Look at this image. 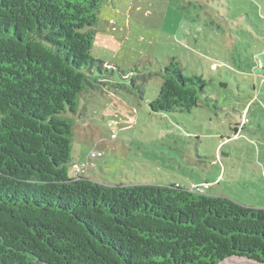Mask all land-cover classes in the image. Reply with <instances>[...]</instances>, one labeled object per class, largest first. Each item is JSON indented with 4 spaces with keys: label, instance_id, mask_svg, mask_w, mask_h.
<instances>
[{
    "label": "trees",
    "instance_id": "obj_1",
    "mask_svg": "<svg viewBox=\"0 0 264 264\" xmlns=\"http://www.w3.org/2000/svg\"><path fill=\"white\" fill-rule=\"evenodd\" d=\"M101 4L0 0V264H264V208L74 174L72 117L93 70H109L91 56ZM158 75L154 113L207 95L174 60Z\"/></svg>",
    "mask_w": 264,
    "mask_h": 264
},
{
    "label": "rangeland",
    "instance_id": "obj_2",
    "mask_svg": "<svg viewBox=\"0 0 264 264\" xmlns=\"http://www.w3.org/2000/svg\"><path fill=\"white\" fill-rule=\"evenodd\" d=\"M98 19L91 56L109 70H93L71 116L80 174L264 208V0H102ZM171 60L205 81L190 113L149 108ZM104 78L112 94L102 93Z\"/></svg>",
    "mask_w": 264,
    "mask_h": 264
},
{
    "label": "built area",
    "instance_id": "obj_3",
    "mask_svg": "<svg viewBox=\"0 0 264 264\" xmlns=\"http://www.w3.org/2000/svg\"><path fill=\"white\" fill-rule=\"evenodd\" d=\"M102 154L101 153H94L92 152L90 155H89V158H93L95 159L96 157H101ZM86 170V167L84 165H80V166H75L74 167V174L77 175V176H81L80 173L82 172H85ZM196 191H200V189L198 188H195Z\"/></svg>",
    "mask_w": 264,
    "mask_h": 264
}]
</instances>
